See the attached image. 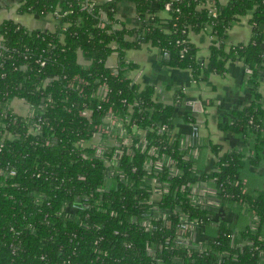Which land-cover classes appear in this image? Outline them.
I'll use <instances>...</instances> for the list:
<instances>
[{
  "label": "trees",
  "instance_id": "1",
  "mask_svg": "<svg viewBox=\"0 0 264 264\" xmlns=\"http://www.w3.org/2000/svg\"><path fill=\"white\" fill-rule=\"evenodd\" d=\"M121 1L134 4L139 26L119 21ZM56 10L55 30L28 29L10 18L0 23V264H264V195L247 192L242 174L246 163L256 164L264 141L258 89L264 0H22L17 7L35 15ZM246 14L250 40L227 47L231 22ZM207 26L212 40L203 60L188 34ZM143 43L158 49L161 65L190 69L195 80L223 75L228 61L242 62L249 103L218 127L249 140L254 155L245 161L236 150L219 154L211 145L215 168L196 167L190 147L170 133L180 94L162 104L152 86L141 88L128 77L135 64L124 51ZM112 53L114 67L106 65ZM14 98L29 106L28 115L12 111ZM107 118L121 122L130 140L115 136L119 143L102 150L84 145L102 126L118 132ZM201 181L202 194L192 186ZM220 206L253 212L254 228L236 231L216 221ZM183 220L200 224L194 237H206L200 252L175 243L191 240L192 231L177 227Z\"/></svg>",
  "mask_w": 264,
  "mask_h": 264
},
{
  "label": "crops",
  "instance_id": "2",
  "mask_svg": "<svg viewBox=\"0 0 264 264\" xmlns=\"http://www.w3.org/2000/svg\"><path fill=\"white\" fill-rule=\"evenodd\" d=\"M11 1H14L13 5ZM21 1L0 0V12L5 15L1 19L10 18L28 29L55 30L57 17L51 13L45 15L29 13L28 15L31 16L20 18L21 13L17 12V7ZM160 15L164 16L165 12L161 11ZM117 18L126 27H136L139 24L135 6L130 1L118 3ZM249 18L250 14H246L231 22L225 40L227 47L230 44L246 43L250 40L252 32ZM188 37L197 48V57L206 60L212 40L210 28L205 27L198 32H190ZM124 58L135 64V67L128 72V77L141 88L152 86L155 101L171 104L175 100V94H180V109L173 121V132L184 138L190 133L191 124H198L201 143L195 156L198 169L208 171L214 168L216 154L210 148L211 145H218L221 149L220 153L236 150L242 153L245 161L254 155L249 140H244L243 136L233 132H224L218 127L219 122H226L232 117L233 111L249 103L250 90L245 83L247 70L242 62L228 61L223 75L210 74L205 80H195L190 69L161 65L158 49L150 43L125 50ZM78 60L82 64L87 63L80 52ZM117 61V54L112 53L107 58L106 65L114 67ZM258 89L264 95V79ZM9 107L22 116L30 113L29 106L22 99H12ZM184 115L189 118H185ZM255 156L256 164L246 163L242 168L245 190L252 194L260 192L264 195V141ZM214 219L216 221L222 219L230 223L236 231L247 226L254 228L255 225L253 212L246 209L236 212L227 206H220Z\"/></svg>",
  "mask_w": 264,
  "mask_h": 264
},
{
  "label": "built area",
  "instance_id": "3",
  "mask_svg": "<svg viewBox=\"0 0 264 264\" xmlns=\"http://www.w3.org/2000/svg\"><path fill=\"white\" fill-rule=\"evenodd\" d=\"M106 1H111V0H106ZM220 1V3H226L227 2V0H219ZM170 7H171V2L170 1H168V2H166V3H164V5H163V9H162V11H164V12H167V11H169L170 10ZM208 7H209V15L210 16H212V17H215L216 15H217V12H216V10H215V7H212L211 5H208ZM51 14H53L55 17H58V10H56L55 12H53V13H51ZM63 14H65V12H63ZM101 16L105 19L106 18V16H105V13L103 12V11H101ZM138 22H139V24H138V26L140 25V23H141V20L140 19H138ZM115 27H119V24H115ZM208 27V26H207ZM210 28V27H209ZM166 52H163V55H165L166 56ZM176 101H178V99L176 100ZM109 122V124L110 123H115L116 124V122H117V120L116 119H114V118H107L106 119V123H108ZM112 125H114V124H112ZM105 128H107V127H105V126H102V127H100L99 128V131L97 132V133H95L94 134V136H93V138L92 139H94L97 135L98 136H101V133L102 132H104V131H102V129H105ZM108 129V128H107ZM199 128H198V125H197V123H192L191 124V126H190V133L186 136V137H184V138H180V143H181V145L183 146V147H190V150H191V153L195 156V154H196V152H197V146L194 144L195 142H199ZM170 133H174L173 131H171ZM92 139L90 140V141H87V142H84V145H87V144H90L91 142H92ZM123 144H125V143H123ZM90 145H92V144H90ZM93 146H95V147H97L96 145H93ZM97 149H98V147H97ZM99 150V149H98ZM101 150V149H100ZM155 164H156V167H159V166H161V161L160 160H157L156 162H155ZM10 173L11 174H13L14 173V171L13 170H11L10 171ZM156 181V180H155ZM154 183L155 182H153V185H154ZM206 183L204 182V181H201V182H197V183H194V184H192V186H193V188H194V190H195V192H198V191H200L201 192V194H202V192H203V190L205 189L204 187L202 188V186L203 185H205ZM201 188H202V190H201ZM192 192L194 193V191L192 190ZM154 194L155 195H160V193L158 192V191H155L154 192ZM197 199V202L199 203V199H198V196L196 197ZM203 198H204V196H203ZM197 225V226H196ZM200 224L199 223H194V222H190V221H181L179 224H178V229L181 231V232H184V231H192L193 233H191L192 235H191V240L190 239H188L187 237H182V238H177V239H175V243L177 244V245H180V244H184L185 246H186V248H191V247H193V248H195L196 250H197V252H200L201 250H203V246H202V242L201 241H203L206 237H202V235L199 237V240H195L194 239V237H195V233H196V229H199L200 228V226H199ZM197 236V235H196ZM231 237H232V240H231V242L232 243H234L235 242V239H237V234H236V232H234V234H232L231 235ZM245 241H240V243H239V245H242L243 243H244ZM148 250H150L151 251V249L149 248ZM262 259L264 260V250L262 251Z\"/></svg>",
  "mask_w": 264,
  "mask_h": 264
},
{
  "label": "rangeland",
  "instance_id": "4",
  "mask_svg": "<svg viewBox=\"0 0 264 264\" xmlns=\"http://www.w3.org/2000/svg\"><path fill=\"white\" fill-rule=\"evenodd\" d=\"M12 2V5H13V2L14 1H11ZM21 3V2H20ZM20 5V4H19ZM29 14V12H23V13H21V14H19V16H20V18H25V17H28V16H31V15H28ZM3 16H5L4 14H3V12H0V23L4 20H2L1 18L3 17ZM2 20V21H1ZM111 125L112 124H115V123H110ZM116 126H117V133H113L112 135L111 134H108V132H109V129H107V128H105V129H102V131H104V134H106L107 136L106 137H104V136H96V138H95V140L94 139H92V142L90 143V144H92V146L93 145H96L97 147H98V149L100 150H102V149H104L105 147H107V146H111V145H117V143H119L118 142V139H116L115 138V136H120V137H122L120 140L122 141V143H125V142H127V141H129L130 140V136L131 135H129V134H125V135H123V133H125V129L123 128V126H122V124H121V122H119V121H117L116 122V124H115ZM198 125V124H197ZM199 128V127H198ZM132 131H134V132H137V131H139V129H137L135 126H133L132 127ZM199 131V130H198ZM110 133V132H109ZM122 135V136H121ZM199 144H201V143H199ZM221 152V151H220ZM220 152H219V154H220ZM197 153H198V149H197V152H196V154H195V156L197 155ZM216 159H217V155H216ZM215 168V167H214Z\"/></svg>",
  "mask_w": 264,
  "mask_h": 264
}]
</instances>
